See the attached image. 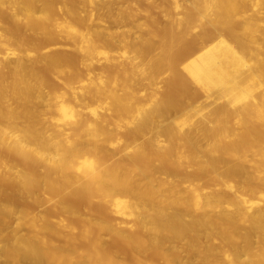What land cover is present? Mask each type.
Masks as SVG:
<instances>
[{
    "label": "bare ground",
    "instance_id": "bare-ground-1",
    "mask_svg": "<svg viewBox=\"0 0 264 264\" xmlns=\"http://www.w3.org/2000/svg\"><path fill=\"white\" fill-rule=\"evenodd\" d=\"M144 2L0 0V264H264V0Z\"/></svg>",
    "mask_w": 264,
    "mask_h": 264
},
{
    "label": "rangeland",
    "instance_id": "rangeland-1",
    "mask_svg": "<svg viewBox=\"0 0 264 264\" xmlns=\"http://www.w3.org/2000/svg\"><path fill=\"white\" fill-rule=\"evenodd\" d=\"M144 1H145V0H143V2H144ZM143 2H142V0H141V6L143 5V4H142ZM145 3H146V2H144V4H145ZM137 5H140V2H138V3L136 4V6H137ZM143 6H144V5H143ZM40 208H41V207H40Z\"/></svg>",
    "mask_w": 264,
    "mask_h": 264
}]
</instances>
